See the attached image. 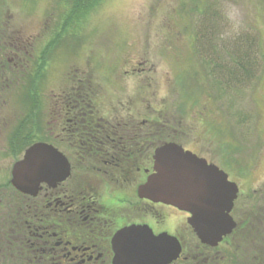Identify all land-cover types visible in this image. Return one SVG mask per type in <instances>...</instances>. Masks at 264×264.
I'll return each mask as SVG.
<instances>
[{"label":"rangeland","instance_id":"obj_1","mask_svg":"<svg viewBox=\"0 0 264 264\" xmlns=\"http://www.w3.org/2000/svg\"><path fill=\"white\" fill-rule=\"evenodd\" d=\"M73 8L64 0H0L1 56L17 59L28 69L42 60L49 41L61 38L55 60L45 65V83L39 91L46 106L44 130L35 134L38 141L43 136L42 141L63 151L72 164L62 191L76 194L86 179L96 182L99 177L104 179L100 192L110 197L108 204L119 210L116 214L123 224L142 218L138 206L136 212L132 206L128 212L129 205L123 202L128 195L131 204H139L137 187L146 178L145 170H152L150 161L139 158L130 181L112 182L108 190L105 183L111 180L98 172L105 169L102 164H90L88 156L77 158L49 134L61 132L52 126L59 119L52 109L53 96L70 86L76 93L81 87L95 90L106 117L114 118V110H126L130 104L138 111L136 123L149 120L146 133L142 132L150 143L176 141L225 169L240 187L233 213L237 228L230 238L239 237L240 244L224 242L218 254L238 255L242 264H260L264 261V0H102L83 12L80 22L71 23L67 17L75 14ZM17 69L21 76L23 69ZM186 72L191 76L179 80ZM2 90L3 98L9 88ZM190 91L191 105L184 98ZM1 104L0 113L5 112ZM12 106L8 113L17 107ZM68 135L67 131L60 137ZM6 142L0 128V187L10 179L16 161L6 155ZM163 211L168 213L163 223L147 218L156 232H172L185 222L184 213ZM191 241L201 245L198 238Z\"/></svg>","mask_w":264,"mask_h":264},{"label":"trees","instance_id":"obj_2","mask_svg":"<svg viewBox=\"0 0 264 264\" xmlns=\"http://www.w3.org/2000/svg\"><path fill=\"white\" fill-rule=\"evenodd\" d=\"M101 1L64 0L69 5H74L75 11V14L72 13L71 16L69 14L67 20L71 23L80 22L82 13L94 9ZM60 39L59 36H55L49 41L42 54V60L39 63L29 64L28 69H26L27 65L18 64L19 61L16 58L11 60L4 54L0 55V73L5 78L3 82H0V89L2 87L3 93L4 90L7 91L6 88H9L8 93L6 92L7 96L0 98L5 111L0 113V128L7 141L5 151L7 156L13 158L21 156L24 150L37 140L35 133L42 128L44 130L42 112L46 110V106L42 102L39 91L43 89L45 83V65L55 60L54 55L57 53ZM5 45L8 44L5 43ZM18 66H21L24 71L21 76L16 73ZM12 72L16 74L11 75L10 80L8 76ZM181 75L182 78L180 77L179 80L182 79L184 82L185 77L191 76V73L186 72L185 75ZM73 83L79 84L77 80ZM77 92L76 88L70 86L59 96L52 97L55 101L52 109L59 116L52 126L58 123L65 125L68 122L67 119L73 118L66 128L68 137H61L58 141L63 142L72 155L79 159L88 156L87 162L96 167L102 164V158H109L110 162L105 167L119 173L125 172L127 176L135 170L133 168L137 166L139 158H142V161L153 162L154 149L166 141V138L156 141V144L149 142L151 138L142 132L144 130L146 133L149 120H146L144 124L136 123L134 117L138 111L130 104L126 110L125 107L114 110L116 114L111 119L105 116L104 107L94 96L95 90L92 92L81 87ZM189 93L184 94V98L187 104L191 105V91ZM13 100H15L16 108L12 106ZM123 104L120 103V106ZM11 106L16 112L13 109L8 113ZM18 109L21 110L18 111ZM181 109H185L183 102ZM53 111L50 115L54 114ZM125 113L126 116H124ZM119 117L122 119H118ZM45 124L48 127L50 122ZM38 139H43V136ZM0 190V264H53L45 254L44 240L48 219L44 195L39 198L24 196L11 186L9 180L0 187ZM58 220L60 217H54L52 221L55 227L60 224ZM30 231L37 235L31 238ZM29 239L32 241L29 242ZM32 242H34L33 247H31ZM31 251L34 255L29 256Z\"/></svg>","mask_w":264,"mask_h":264},{"label":"water","instance_id":"obj_3","mask_svg":"<svg viewBox=\"0 0 264 264\" xmlns=\"http://www.w3.org/2000/svg\"><path fill=\"white\" fill-rule=\"evenodd\" d=\"M153 172L139 185L138 196L191 213L188 223L198 238L217 247L237 227L231 216L239 186L215 164L176 142H165L153 155ZM72 175V164L58 148L36 142L14 163L11 183L37 197L45 186L55 188ZM112 264H171L182 252L180 241L167 232L155 234L145 225L126 226L112 239Z\"/></svg>","mask_w":264,"mask_h":264},{"label":"flooded vegetation","instance_id":"obj_4","mask_svg":"<svg viewBox=\"0 0 264 264\" xmlns=\"http://www.w3.org/2000/svg\"><path fill=\"white\" fill-rule=\"evenodd\" d=\"M1 97L0 94V98ZM72 119L73 118L67 119L68 124L66 123L65 125L60 123L54 125V127L61 132L59 131V135L56 136L51 132L50 135L52 138L55 137L56 140H61V133L63 134L67 131L66 128L71 124L70 122ZM80 159H83V157H80ZM108 162H110L109 158H102L104 167ZM98 172H101L103 176L111 180L105 183V186H107L106 189L108 190H111L109 187L110 185L112 186V182L118 184L123 181H130L129 179L131 177V174L127 176L125 172H111L107 167H105V169L100 168ZM102 182H104V179L100 180L99 177L96 178V182L94 179H86L83 182L84 184L80 185L82 190L73 195H68L66 191L63 192L62 184L59 186L57 185L55 188L47 186V188L44 189L48 219L44 240L46 247L45 254L53 264H112L115 254L112 239L116 232L126 226L148 224V222H146L148 216L157 221L160 220L159 222L163 223L168 217L167 211L165 212L163 209H167L170 213L173 210L175 213H184L186 215L185 222L179 226H174L172 232H156V228L148 224L156 234L167 232L179 239L182 245V253L172 264H242L238 255L226 253L220 255L217 251L224 242L229 243L233 241L234 245L240 244L239 237L230 239L234 232L229 237L225 238L217 247H212L202 242H200V246L196 247L191 240L193 237H197L191 225L188 223V218L191 217V213L176 207L161 203L155 204L139 198L138 202H136L139 204L133 205L131 204L130 196L125 195L126 200L123 204H128L130 209H127V211L131 212L132 206L135 208L134 211L136 212V207L138 206L140 208L139 211H142V218L140 217V219L135 221H127L123 224L121 222L122 219L117 215L119 213L116 212L119 210L111 209L108 204V199H110V197H106L105 194L100 192V184ZM115 193L118 192L115 190ZM23 195L27 196L25 194ZM236 203L237 201L231 212L233 218V213L237 206ZM124 214H126V211ZM54 217H60V220H58L60 222L58 227H55L52 223ZM29 234L31 238L37 235L33 233V231H30ZM30 241L32 240L29 239V242ZM33 245L34 242L31 243V247H33ZM32 254L33 251L29 252L28 255L30 256ZM240 255L243 256V254ZM260 264H264V261L261 260Z\"/></svg>","mask_w":264,"mask_h":264}]
</instances>
